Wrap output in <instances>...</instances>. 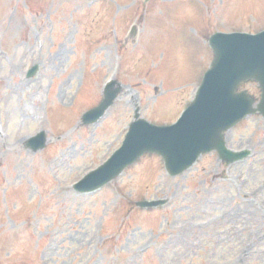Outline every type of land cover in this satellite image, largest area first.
Masks as SVG:
<instances>
[{
    "label": "rangeland",
    "instance_id": "374dc122",
    "mask_svg": "<svg viewBox=\"0 0 264 264\" xmlns=\"http://www.w3.org/2000/svg\"><path fill=\"white\" fill-rule=\"evenodd\" d=\"M185 1L0 0V264H264L257 114L225 133L231 149H250L243 161L226 165L210 152L170 177L149 153L94 193L71 186L120 144L136 106L166 123L192 97L197 55H209L194 21L207 34L264 27V0H239L234 12L237 0H203L190 17ZM113 73L123 93L95 125L79 126ZM163 82L176 90L152 106ZM241 89L258 98L255 83ZM38 130L45 147L25 149ZM161 197L164 206H135Z\"/></svg>",
    "mask_w": 264,
    "mask_h": 264
},
{
    "label": "water",
    "instance_id": "95a60500",
    "mask_svg": "<svg viewBox=\"0 0 264 264\" xmlns=\"http://www.w3.org/2000/svg\"><path fill=\"white\" fill-rule=\"evenodd\" d=\"M214 51L211 67L192 103L181 119L169 127H153L142 120L130 125V131L122 146L97 170L89 173L75 188L92 190L118 174L127 164L146 151L163 155L166 169L175 174L190 165L200 152L216 149L227 161L239 159L247 152L232 153L224 147L221 133L246 114L258 110L264 117V32L257 35L215 34L209 39ZM34 66L30 74L34 73ZM255 78L262 89L258 109L251 106L252 99L244 93L235 94L239 81ZM116 82H109L100 104L85 112L81 121H96L120 90ZM45 143L44 132L28 139L26 146L37 150ZM159 202H142L154 205Z\"/></svg>",
    "mask_w": 264,
    "mask_h": 264
},
{
    "label": "bare ground",
    "instance_id": "6f19581e",
    "mask_svg": "<svg viewBox=\"0 0 264 264\" xmlns=\"http://www.w3.org/2000/svg\"><path fill=\"white\" fill-rule=\"evenodd\" d=\"M3 152H4V151H3ZM186 243H187V242H183V245H184V246L187 245Z\"/></svg>",
    "mask_w": 264,
    "mask_h": 264
}]
</instances>
